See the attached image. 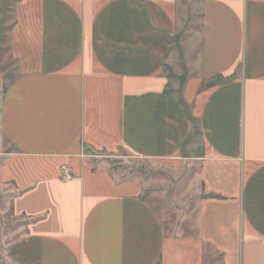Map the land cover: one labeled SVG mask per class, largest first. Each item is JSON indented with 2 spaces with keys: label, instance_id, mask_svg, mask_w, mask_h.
I'll return each instance as SVG.
<instances>
[{
  "label": "crops",
  "instance_id": "crops-1",
  "mask_svg": "<svg viewBox=\"0 0 264 264\" xmlns=\"http://www.w3.org/2000/svg\"><path fill=\"white\" fill-rule=\"evenodd\" d=\"M10 69L7 264H264V0H0ZM120 150L191 182L169 219Z\"/></svg>",
  "mask_w": 264,
  "mask_h": 264
},
{
  "label": "rangeland",
  "instance_id": "rangeland-1",
  "mask_svg": "<svg viewBox=\"0 0 264 264\" xmlns=\"http://www.w3.org/2000/svg\"><path fill=\"white\" fill-rule=\"evenodd\" d=\"M2 74L3 76L0 81V99L3 90L7 84L16 77L17 72L15 69H10L4 70ZM11 151H13L12 147L9 146L0 133V158L4 157L2 154H7ZM88 156L94 161L103 160L107 162L110 171L116 175L119 180L141 179L148 183L150 187L149 192L146 195L150 197L152 203L160 209L162 215H166L165 218L168 217L170 208L174 209V205H177L175 195L185 194L191 185V182L184 176L181 178L168 169L154 165L153 163L143 162L137 159L136 156L128 150H120L113 154L91 151L88 152ZM8 209L9 206H6L0 198L1 238L3 235L9 236V234H12L17 230L15 218H12L10 215L4 216L2 214ZM179 221L178 217L175 216V218H172L171 221L167 223H177ZM0 264H7L2 255H0Z\"/></svg>",
  "mask_w": 264,
  "mask_h": 264
},
{
  "label": "built area",
  "instance_id": "built-area-1",
  "mask_svg": "<svg viewBox=\"0 0 264 264\" xmlns=\"http://www.w3.org/2000/svg\"><path fill=\"white\" fill-rule=\"evenodd\" d=\"M61 174L64 180H72L75 177L74 173L68 167H63Z\"/></svg>",
  "mask_w": 264,
  "mask_h": 264
}]
</instances>
